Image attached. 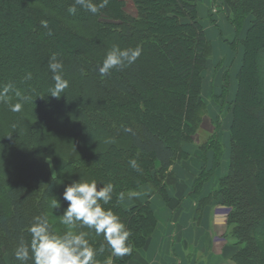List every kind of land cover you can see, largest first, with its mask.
Returning a JSON list of instances; mask_svg holds the SVG:
<instances>
[{"label": "trees", "instance_id": "trees-1", "mask_svg": "<svg viewBox=\"0 0 264 264\" xmlns=\"http://www.w3.org/2000/svg\"><path fill=\"white\" fill-rule=\"evenodd\" d=\"M218 1L241 49L232 99L228 71L221 93L212 96L231 115L227 167L219 175L224 147L213 119L188 197L197 198L198 211L209 203L227 210L221 238L236 250L234 264H264V0ZM73 5L0 0V91L12 85L9 104L22 103L12 112L0 102V264H21L14 253L22 238L30 243L27 226L35 216H47L58 235L66 231L59 215L73 180L113 184L103 206L129 231V251L113 255L102 234L79 224L75 230L87 232L96 249L104 245L96 264H128L158 225L144 188L169 202L177 182L172 168L189 163L185 147L196 143L208 115L201 90L211 46L197 0H109L95 15L79 5L69 14ZM113 46H140L141 56L102 76L99 67ZM54 53L69 82L58 99L49 91ZM205 185L210 188L200 197Z\"/></svg>", "mask_w": 264, "mask_h": 264}, {"label": "clouds", "instance_id": "clouds-1", "mask_svg": "<svg viewBox=\"0 0 264 264\" xmlns=\"http://www.w3.org/2000/svg\"><path fill=\"white\" fill-rule=\"evenodd\" d=\"M108 3L109 0H100L99 4L93 3L92 0H75V5L83 7L93 15L106 7ZM75 5L68 8L69 14L76 13ZM42 23L45 27L47 26L46 21ZM141 52L140 46L126 49L113 46L107 52L102 66L99 67V73L104 76L113 69L119 70L130 66L141 56ZM48 67L53 73L54 80V86L49 90L50 95L58 99L68 87L69 82L61 74L63 65L57 60L55 53L50 57ZM31 78L32 74L27 73L25 79ZM11 88L10 84L3 87L0 91V102L8 104L10 111L19 112L22 103L9 104L7 100V93ZM16 95L19 97L20 93L17 92ZM27 99L28 97H21V100ZM129 165L133 169L138 168L135 159H130ZM113 191L112 183L98 187L94 180L92 182L73 180L65 186L63 199L67 202V207L59 215V222L66 226V231L58 235L52 230L47 216L43 214L35 216L32 223L27 226V231L31 235L30 243H26L22 238L15 250V258L21 264H26L29 259L33 264H96L97 253L104 251V245L101 244L99 249L93 247L87 238V232L75 230L78 224L80 227L86 226L94 230L97 236L102 234L113 255L126 254L129 251L126 241L130 233L120 217L110 208L106 209L103 206L111 201ZM53 206L60 207L58 201Z\"/></svg>", "mask_w": 264, "mask_h": 264}, {"label": "rangeland", "instance_id": "rangeland-1", "mask_svg": "<svg viewBox=\"0 0 264 264\" xmlns=\"http://www.w3.org/2000/svg\"><path fill=\"white\" fill-rule=\"evenodd\" d=\"M215 2V6H213L212 0H197L198 17L204 29L206 38L211 46V55L207 62L206 70L203 73V83L201 90V98L208 108V115L205 116L203 125L201 129L198 130L195 138L196 143L185 147L186 152L191 154V158L188 161L189 163H180L172 168V172L177 179L176 185H185L190 188L192 186L194 175L196 176L198 170L201 168V162L199 158L200 151H198L199 145L203 144L208 139V136H210V134L213 132V119H216V121L220 124V132L222 134V143L224 147V157L219 170V175L225 173L228 160L227 131L231 121V115L226 109L220 110V102L218 101L217 104H215L212 96H218L221 93L222 76L225 71H228L230 87L227 101L232 99L235 92V75L238 71L241 59V49L239 45H236V41L234 39V29L227 21L226 10L222 8V4L218 0ZM240 38H242V36ZM209 157L211 156L209 155ZM209 186L210 185H205L203 187L204 189L201 191L202 193H200V196L209 190ZM144 189V195L150 194V206L156 209L159 206L157 200L160 202L161 199L156 195H152L148 187ZM176 195L175 189H173V193H170L169 201H171V197H175ZM193 203L197 204L196 197L193 198ZM191 205L192 203L190 206ZM212 207L215 210L214 212L218 214L217 216H220L218 218L220 223L224 224L227 210L217 204L213 205ZM0 211H5V202L1 197ZM200 214L201 212H197V216H195L196 223L200 220Z\"/></svg>", "mask_w": 264, "mask_h": 264}, {"label": "crops", "instance_id": "crops-1", "mask_svg": "<svg viewBox=\"0 0 264 264\" xmlns=\"http://www.w3.org/2000/svg\"><path fill=\"white\" fill-rule=\"evenodd\" d=\"M189 190L188 186L176 185L177 195L168 204L157 200L159 206L151 207L157 228L146 247L128 264H234L236 250L220 237L225 220L220 223L211 203L198 211L193 198L188 197ZM197 212L201 214L196 223Z\"/></svg>", "mask_w": 264, "mask_h": 264}]
</instances>
